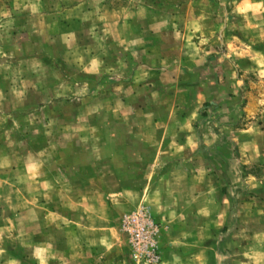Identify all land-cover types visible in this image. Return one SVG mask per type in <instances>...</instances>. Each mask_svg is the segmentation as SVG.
Wrapping results in <instances>:
<instances>
[{
	"label": "crops",
	"instance_id": "obj_1",
	"mask_svg": "<svg viewBox=\"0 0 264 264\" xmlns=\"http://www.w3.org/2000/svg\"><path fill=\"white\" fill-rule=\"evenodd\" d=\"M233 8L247 18L237 24L247 40L231 20L225 54L207 55L190 39L191 30L184 32L180 52L159 53L165 28L153 14L118 21L114 44L122 54L90 49L84 60L77 58L80 77L73 84L76 92L90 94L86 108L95 106L100 92L101 111L125 110L119 116L123 130H101L103 143L91 149L99 160L86 169L96 174L61 185L58 173L37 181L43 191L38 250L53 251V264H115L121 243L113 239L114 222L140 206L158 225L156 264H253L257 256L255 264H264V88L254 93L243 83L244 76L264 77V0H239ZM252 30L257 33L249 38ZM199 34L200 42L209 36L202 29ZM90 112L74 123L84 120L92 128ZM110 140L115 146L108 150ZM56 150L44 156H56ZM61 186L72 189L68 196L57 193ZM81 187L90 192L78 195ZM92 200L99 211L88 205ZM60 211L68 213V247L58 241Z\"/></svg>",
	"mask_w": 264,
	"mask_h": 264
},
{
	"label": "rangeland",
	"instance_id": "obj_2",
	"mask_svg": "<svg viewBox=\"0 0 264 264\" xmlns=\"http://www.w3.org/2000/svg\"><path fill=\"white\" fill-rule=\"evenodd\" d=\"M237 1L0 0V264H38L39 259L53 264L56 259L53 251L38 250L39 231L43 229L38 210L43 191L37 181L58 173L61 185L71 177L80 181L87 173L96 174L86 169L87 166L94 169L99 160L92 156L91 149L103 143L99 137L101 130L106 134L123 130L119 116L125 110L101 111L100 92L94 94L95 106L86 108L85 100H92L90 94L85 95V90L76 92L74 88L78 85L73 84L80 77L79 69L75 68L77 58L84 60L90 49L122 54L120 46L114 44L120 31L118 21L149 20L153 14L159 29L165 28L158 37L159 53L180 52L184 32L191 30L195 34L190 39L203 46L207 55L225 54L229 45L224 39L230 37L231 20L237 26L239 20L247 19L233 10ZM199 27L209 35L203 42L198 35ZM237 27L241 31L239 36L247 40L245 32ZM224 31L226 36L221 34ZM252 31L249 38L257 33ZM216 78L219 79V74ZM243 83L248 91L256 93L263 90L264 77L244 76ZM88 111L92 128L84 120L74 123ZM114 146V141H106L108 150ZM51 147L57 148L56 156H44ZM55 165L61 171L55 170ZM71 190L64 186L56 189L61 197L68 196ZM77 190L78 195L90 192L84 187ZM92 201L93 205H88L99 211L100 204ZM64 202L68 203V198ZM65 206L62 208L68 212L70 205ZM81 208L85 210L84 206ZM111 211L117 214L113 208ZM67 214L61 212L58 216L63 225L58 233L62 247L71 244V234L65 227L69 224ZM123 217L124 214L118 216L120 219L115 220L111 230L113 239L121 243L119 253L112 259L115 264H134L122 228ZM46 231L53 232V228L47 227ZM254 260L253 264L260 263L261 256Z\"/></svg>",
	"mask_w": 264,
	"mask_h": 264
},
{
	"label": "built area",
	"instance_id": "obj_3",
	"mask_svg": "<svg viewBox=\"0 0 264 264\" xmlns=\"http://www.w3.org/2000/svg\"><path fill=\"white\" fill-rule=\"evenodd\" d=\"M122 228L134 264H156L161 260L158 225L148 207L140 206L124 215Z\"/></svg>",
	"mask_w": 264,
	"mask_h": 264
}]
</instances>
